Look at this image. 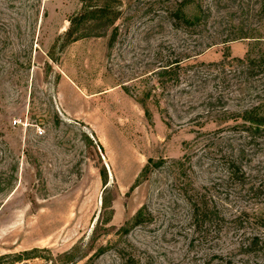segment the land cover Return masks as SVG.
<instances>
[{
  "label": "rangeland",
  "instance_id": "obj_1",
  "mask_svg": "<svg viewBox=\"0 0 264 264\" xmlns=\"http://www.w3.org/2000/svg\"><path fill=\"white\" fill-rule=\"evenodd\" d=\"M257 1L0 0V264H203L264 237L251 85L212 67L264 36ZM179 9L198 24L175 29ZM197 195L221 232L191 221Z\"/></svg>",
  "mask_w": 264,
  "mask_h": 264
},
{
  "label": "trees",
  "instance_id": "obj_2",
  "mask_svg": "<svg viewBox=\"0 0 264 264\" xmlns=\"http://www.w3.org/2000/svg\"><path fill=\"white\" fill-rule=\"evenodd\" d=\"M259 4V15L261 20L264 21V0L257 1ZM187 4V3H186ZM104 12V11H100ZM177 16H174V20L178 19L180 22L182 19L187 23H173L175 29L183 28V24H187L188 26L197 25L198 23H190L191 19H186V15L183 12V9L178 10ZM181 15V17H179ZM72 25L74 21H71ZM69 33V32H68ZM239 39H251L254 44L248 50L246 56L244 58H233L229 51L224 53L223 60L220 63L212 64V67H225L226 65H230L231 67H236L234 77L238 81V83H245L251 85V105L243 111L242 119L249 124V129H259L264 128V36L262 33L258 32L257 29L252 30H243L239 35H235L234 37H228L223 41V45H227L228 43L239 40ZM77 41V40H75ZM74 41V42H75ZM213 45H216L215 43ZM202 52H198L195 56L201 55ZM194 57H186L184 60L176 59L174 62L169 64L167 67L179 66L183 61L189 60ZM187 70H193V74L198 76L200 71L196 69V65H188ZM240 116V115H239ZM238 128V127H237ZM193 201V202H192ZM191 221L197 227L199 231L205 234V230L207 225H218L219 230L221 232L223 229V223L226 222V216L219 210L217 207L211 208L208 202H205L201 199L200 195H197L195 199H191ZM145 218H143L142 213L139 212L134 218L133 225L141 224ZM254 221V220H253ZM234 223L237 224L238 227H244V224L251 223L249 220L245 219V215H240L236 219L233 220ZM256 222V220L254 221ZM262 225L261 228H264V219L260 220ZM253 224V223H251ZM222 228V229H221ZM239 231V228H238ZM235 252L231 255H226L223 252L213 253L207 256L203 264H234L235 258L239 257H247L253 255H258L260 253H264V237L258 234L253 233V235H244V238L238 243ZM120 258L124 261V264H150V263H142V259L137 255L131 254L129 257L126 256V252L120 251ZM29 255L28 252L21 255V257ZM126 257L128 259H126ZM0 257V263H1ZM16 259H19L20 256H16ZM30 260V259H27ZM247 260H242L240 264H248Z\"/></svg>",
  "mask_w": 264,
  "mask_h": 264
}]
</instances>
